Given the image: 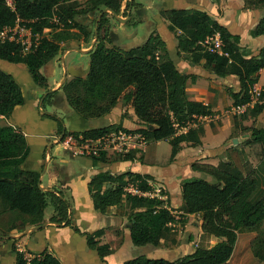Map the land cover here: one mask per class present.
<instances>
[{"label": "trees", "instance_id": "1", "mask_svg": "<svg viewBox=\"0 0 264 264\" xmlns=\"http://www.w3.org/2000/svg\"><path fill=\"white\" fill-rule=\"evenodd\" d=\"M15 10H10L0 0V30L13 25L16 17L26 21L33 32L43 34L37 48L25 55L19 52L18 44L0 42V59L7 62H22L27 66L33 83L47 90L45 78L40 72L42 65L55 57L60 43L72 40L89 31L78 23V17L94 11L99 6L118 13L122 0H87L81 6L77 0H14ZM252 6L264 7V0H254ZM160 14L168 21L167 28L175 32L178 53L185 60L195 63L202 60L203 66L218 77L235 74L240 88L231 91L232 104L248 101V88L257 82L258 71L264 67V45L255 56L247 57L240 49V37L231 33L207 12L190 8H166ZM56 16L58 23L52 19ZM105 14L100 9L96 20V43L89 52L88 69L74 75L60 86L67 105L82 118H98L120 107V117L128 118L132 110L144 127L135 129L148 140H166L171 146L169 161L181 148L182 142L200 143L202 125L175 134L172 123H183L193 114H211V107L202 101L189 98L186 92L188 75L181 72L170 58L165 40L151 33L141 44L135 46H107L105 35H101ZM62 26H61V25ZM71 28H77L72 32ZM218 33L222 42V54L210 52L200 45L207 36ZM254 36L264 34V16L251 30ZM226 53V55H225ZM263 96H264V86ZM49 91L45 98L55 94ZM44 98V99H45ZM24 103L21 87L15 78L0 68V202L10 214L3 235L15 232L19 226H41L44 209L50 204L54 213L49 221L57 225L70 226L85 237L86 246L97 252L101 261L111 254L108 243H101L104 229L92 232L80 231L71 219V205L61 190L40 187V173L21 169L27 158L29 147L24 135L3 122L13 110ZM254 116L264 111V104L254 107ZM44 116L56 121L60 136L66 134L63 121L51 113ZM120 124H110L82 132L84 136H97ZM246 143H258L261 155L253 169L241 170L230 159L217 165L194 162L191 168L205 173L210 179L189 176L181 184L182 202L177 210L184 216L201 214L200 230L203 234L220 238L210 247L197 246L191 254L175 260L148 258L138 255L122 264H227L231 258L237 234L253 230L264 220V116L259 125L243 127ZM236 146V145H235ZM102 156V155H101ZM100 158V157H96ZM130 153L118 154L115 160H129ZM149 174L132 171L110 173L99 171L88 182V191L93 207L106 213L124 200L128 203L127 216L131 241L135 246L161 244L174 230L170 224L175 220L172 209L163 206L164 201L156 196L137 195L126 192L132 185L141 192L152 191ZM261 178V179H260ZM262 182V184H261ZM263 185V186H262ZM19 220V224H16ZM10 239V238H9ZM167 239V240H168ZM15 264H62L58 258L42 250L27 258L23 251L12 243ZM253 264H264V237H258L253 245Z\"/></svg>", "mask_w": 264, "mask_h": 264}, {"label": "crops", "instance_id": "2", "mask_svg": "<svg viewBox=\"0 0 264 264\" xmlns=\"http://www.w3.org/2000/svg\"><path fill=\"white\" fill-rule=\"evenodd\" d=\"M202 4L205 5L201 7L199 6L201 3L198 0H193L191 1V7L183 6L179 8H194L207 12L231 33L237 34L240 37V49L245 51L247 57L258 54L259 50L264 45V34L254 36L251 34V30L255 28L260 18L264 16V7H246L245 2L242 0L239 2L231 0L225 2L223 0L221 3L222 12L219 16H213L211 9H213L215 5L214 0H208ZM208 10H210L211 13H209ZM86 20H89V18L86 17L85 21L82 22L84 27L88 22ZM162 20L165 24V18L162 17ZM159 34L165 40L169 56L174 61L177 68L188 75L185 89L189 98L202 101L204 104L209 105L213 111L219 109L221 103L224 101H214L217 89L214 85L210 84V79L216 78V80H219L225 78L227 82L229 81L234 85L236 90L240 88L239 79L235 74L218 77L211 71L209 72L206 66H203L202 60L195 63L191 60L183 59L178 53L177 41L171 31L169 33V38L167 34L162 35L161 32H159ZM89 35L90 33H88L87 37H84L83 34H80V36L76 38L78 39L76 43H84V41L88 43L89 41L86 47H81L82 52L89 53L96 42L95 40L93 43L94 38L90 39ZM68 42H70V40H68ZM45 65H42L41 68ZM11 66H13L12 68L16 66L19 69H16V72L21 73V76H23V72L27 71L25 80H30V86L34 88V90H32L34 91L33 95L31 94L28 98L23 96L24 103L17 106L9 116L3 117V122L5 124L13 127L16 131H20L24 135L29 147L28 156L21 163V169L30 172H39L40 185L42 187L49 189L55 187L62 191L64 198L71 203V219L73 224L76 225L80 231L87 232L103 228L104 234L100 237V241L108 243L112 248V252L109 255H113L118 250L121 251V264L124 260L129 259L127 258L128 256H126L127 252L133 249L141 251L138 255H145L148 258H163L170 261L186 254H191L198 246V244L195 243V239L190 241V245L189 242L177 237L175 244L171 245L135 246L131 241L127 219L129 213L128 203L124 200L122 203L109 209L106 213L96 211L88 191V182L90 178L99 171H109L110 173L132 171L141 174H149L152 178L148 182L153 189L161 188L162 190L161 199L164 201L163 206L172 209L173 214H181L180 210L177 209L182 202L181 184L183 180L189 176L210 179L205 173L192 169L191 165L194 162L217 165L220 160L226 159L224 156L230 150L227 144L228 141L230 140L232 145L235 144L233 143V139L235 138L233 135L237 133L235 132L234 123L230 120L221 119L214 123V125H204L202 127L203 134L200 135V143L193 144L190 141L182 142L179 151L172 160L167 163H160L157 158L158 155L155 146L161 140H149L145 148L131 149L127 153L132 154L133 158L129 160H115L114 155L110 156L108 153L102 154L99 159L96 157L79 155L73 151L64 149L57 142L60 134L56 131V121L44 116L45 113L41 108L45 99L49 98L47 101L52 108V110L47 113L55 114L62 118L66 133H82L85 130L105 127L110 124H120L124 129L135 130L144 127V124H141L137 120L132 110L129 111L130 116L128 118L121 119L120 107L118 105L113 107L112 110L104 116L95 118L104 119L102 123L94 122L92 118H82L67 105V101L60 89L61 83L69 79L60 78L54 84H51L40 68V72L44 76L47 86V90H45V88H40L33 83L27 66L24 63H12ZM84 70H86L85 66L76 68L73 70V75L79 72L83 73ZM8 73L13 76L11 72ZM13 77L15 78V76ZM263 79L264 67L259 69L258 80L255 83L264 86V81H261ZM15 80L17 81L16 78ZM226 81H219L217 88L223 89L222 84L225 86L227 84ZM48 90H56V92L52 96L45 98ZM43 94L44 96L42 97ZM60 98H62L63 101ZM225 102L231 104L233 101ZM111 116L113 118H111ZM33 147L36 148V156L32 158L31 153ZM238 149L240 150L241 148L238 147L237 150ZM51 151H53L52 154ZM46 152L48 153L47 155ZM53 213V206L48 204L44 209V222L41 226L34 229H31L32 226H18L15 232L11 234L15 236H3V241L0 240L2 241L0 242V264H8V258L11 261L10 264H13V257L15 264V253L11 250L12 243L15 244L18 250L23 251L25 256L32 257L34 254L46 250L58 258L62 264H69L70 256L78 251L81 255L88 254L89 252L92 255L95 250L86 246L85 237L83 235L75 232L68 225H57L49 221ZM194 215H197L199 218L197 227L199 229V234L202 235L203 233L200 230L201 214H189L186 216L191 217ZM174 217L177 218L178 216L174 214ZM190 224H192V222H189L186 228L191 227ZM203 235L204 238L209 239V242L212 241L213 243L202 247H210L220 240V238L214 236ZM188 238H190V235ZM163 241L164 240H161V242ZM6 258L7 261L4 260ZM107 259L108 256L105 260L107 261ZM77 263L78 260L75 258V264Z\"/></svg>", "mask_w": 264, "mask_h": 264}, {"label": "rangeland", "instance_id": "3", "mask_svg": "<svg viewBox=\"0 0 264 264\" xmlns=\"http://www.w3.org/2000/svg\"><path fill=\"white\" fill-rule=\"evenodd\" d=\"M77 1L81 6L88 5L87 0H77ZM191 1L193 0H164V1L163 0H122L121 7L118 13L112 12L110 10H107L106 8H103L102 6H99L94 11H91L86 15H82L78 17L77 22L82 23L85 21L86 17L89 18V20H86L88 22L85 24V28L90 33L89 38L93 39L95 38L94 26L96 24L98 15L100 14V9H103L106 20L103 23L100 32L101 35L104 34L103 32H106L105 35L106 45L120 46V47L135 46L144 42L151 33L159 34V32H161L162 35L167 34V37L169 38L170 31L167 28L168 21L165 20V24H164L162 20V15L160 14V10L166 8H173V7L179 8L183 6L191 7ZM198 1L201 3V5L199 6L202 7V5H205L202 3H205L208 0H198ZM224 1L227 2V0ZM231 1L239 2L241 0H231ZM242 1L245 2L246 7H250L252 6L254 0H242ZM214 2L215 5L213 6V9H211V11L213 12V16L215 15L219 16V14L222 12L221 3L223 2V0H214ZM190 9H194V8H190ZM208 12L211 13L210 10H208ZM49 31L50 29L47 30L44 34H47ZM71 31L77 32L78 30L77 28H71ZM171 33L175 37L176 33L175 32H171ZM77 40L78 39L72 41L70 40V42L68 41L61 42L60 50L57 52L55 57L52 60H50V62L47 63L46 65L44 64L45 66L41 68V71L47 77V79L51 84H54L60 78L70 79L71 76L73 75V70L76 68H82V66H85V69L88 68L89 59H90L89 53L82 52L81 47L82 46L86 47L89 44V41L88 43L87 41L86 42L84 41V43L83 42L76 43ZM11 65L12 62H7L5 60L0 59V68L6 72H11L13 76H15L22 89L23 96L28 98L29 96H31V94L33 95L34 91L32 90H34V88L30 86V80L29 81L25 80V78L27 77V71L23 72L22 73L23 76H21V73L16 72L17 71L16 69L18 68L16 66L15 68H12L13 66ZM208 71L210 72L209 68ZM223 80L226 81L225 78L219 80H216V78H214V79H210L209 81L210 84L214 85L215 88L217 89L216 94L214 96V101H224V102L221 103L219 109L212 111V114H216L218 118L216 120L210 121L209 123L202 124V127L204 125H214V123L220 121L221 119L232 121L235 125V132L237 133L236 135L233 136L237 138V143L232 145V142L230 140L228 141L227 144L229 145L230 150L225 154L224 157L226 159H223V161H227L228 159H230L232 163L241 170L244 171H246L247 169L250 170L257 165L260 159L261 147L260 144L258 143L245 142L247 135L244 132L243 127L245 126L248 127L252 124L259 125L264 116V111L254 116L253 115L254 114L253 110L255 107L254 106V107H248L245 110V112L240 114H231V113L227 114L225 111L229 110L231 105L233 104L232 103L228 104L225 101H233L230 92L235 91L236 88H234V85L231 84L229 81L228 82L226 81L227 84L225 86L222 84L223 89L217 88L219 81L221 82ZM261 81H264V79ZM43 96L44 94L42 95V97ZM48 99H45L41 107L44 113H47L48 111L52 110L50 104L47 101ZM60 99L63 101L62 98ZM111 118L113 117L111 116ZM92 119L94 122L102 123L104 121V119H95V118ZM56 131H57V127H56ZM155 147L158 155L157 158L160 161V163H167L170 157V144L168 143V141L161 140ZM238 147H240L241 149L237 150ZM52 153L53 151H51V154ZM118 154L119 153H113L110 154V156L113 155L117 156ZM31 156L32 158L36 156V148L34 147L32 149ZM68 202L70 203L69 200ZM174 214L177 215L178 217L175 218V220L170 224V226L174 230L172 231L173 234H169V238L174 237V240L176 242L177 237H180L181 240L189 242V245L191 243L190 241H192L193 239H195V243H197L198 246H206L213 243L212 241L209 242V239L204 238L203 234L202 235L199 234V229L197 227V221H199V218L197 215L191 217L188 216L184 217V215L182 214H176V213ZM9 217L10 214L6 213L5 206L0 202V231H5L9 223ZM15 222L16 224H19V220H16ZM189 222H192V224H190L191 227L186 228ZM32 227H36V226L32 225ZM0 235L5 237V235H3L1 232ZM189 235L190 238H188ZM258 237H264V220L261 222L260 225H258L253 230L238 232L237 241L233 254L227 264H253V245L255 244L256 239ZM3 239L4 238L2 237L0 238V240L2 241ZM167 239H164V241L161 244L164 245L175 244V242L174 243L170 242L171 239L168 240ZM119 251L120 250L116 251L113 255H108V259L105 262L101 261L98 258L95 251H93L92 255L90 252L88 254L81 255L78 251L70 256L69 264H75V258L78 260L77 264H121L122 262L120 257L121 251L120 252ZM140 252L141 251L139 250L136 251L134 249L132 251L129 250L126 256H128L127 258H131L132 256L140 254ZM4 260L7 261V258ZM10 263L11 261L8 258V264ZM13 264H14V257H13Z\"/></svg>", "mask_w": 264, "mask_h": 264}, {"label": "built area", "instance_id": "4", "mask_svg": "<svg viewBox=\"0 0 264 264\" xmlns=\"http://www.w3.org/2000/svg\"><path fill=\"white\" fill-rule=\"evenodd\" d=\"M2 2L10 10H15L14 0H2ZM52 20L55 23H58L56 16H53ZM25 23V20L17 16L13 25L4 26L0 30V42H14L18 44L21 55L34 51L40 44L43 34L49 30V28H44L42 33L33 32L31 27L27 26ZM200 45L210 52H216L219 54L223 53L221 49L222 42L218 33L207 36L202 42H200ZM262 92V86L257 83L251 84L248 88V101L239 105L233 104L230 109L225 112L227 114H240L245 112L248 107L264 104V96ZM217 118V115L212 113L205 115L193 114L183 123L174 121L172 126L175 130V134H181L186 132L189 128L201 126L202 124L209 123ZM147 140L146 136L138 130L114 128L97 136H84L82 133H66L59 138L58 143L64 149L73 151L79 155L100 157L102 154L106 153L124 154L129 152L131 149H143L146 146ZM125 189L126 192L130 194L149 195L156 196L160 199L162 198L161 188L141 192L132 185H129ZM26 257L30 258L28 256Z\"/></svg>", "mask_w": 264, "mask_h": 264}, {"label": "water", "instance_id": "5", "mask_svg": "<svg viewBox=\"0 0 264 264\" xmlns=\"http://www.w3.org/2000/svg\"><path fill=\"white\" fill-rule=\"evenodd\" d=\"M107 10H109L108 8H107ZM111 11V10H110ZM113 12V11H112ZM96 28H97V25L95 24V26H94V31H95V38H94V41H93V43L95 42V40H96ZM88 69V68H87ZM86 69V70H87ZM86 70H84V72L86 71ZM83 72V73H84ZM83 73H81V72H79V73H76V74H74V75H77V74H83ZM73 75V76H74ZM62 84V83H61ZM49 91H53V90H48L47 92H49ZM61 137V136H60ZM59 137V138H60ZM59 140V139H58ZM58 140H57V142H58ZM233 143H237V138H234L233 139ZM48 153L46 152V155H47ZM39 181H40V178H39ZM40 187L41 188H43V189H49V188H44V187H42L41 185H40ZM36 227H38V226H36ZM36 227H31V229H34V228H36ZM13 236H15V235H11V234H8V235H5V237H13ZM0 237H3V236H1L0 235Z\"/></svg>", "mask_w": 264, "mask_h": 264}]
</instances>
